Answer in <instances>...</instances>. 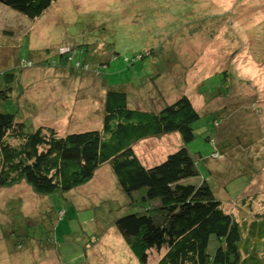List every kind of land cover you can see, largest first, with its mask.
Segmentation results:
<instances>
[{
    "label": "rangeland",
    "instance_id": "obj_1",
    "mask_svg": "<svg viewBox=\"0 0 264 264\" xmlns=\"http://www.w3.org/2000/svg\"><path fill=\"white\" fill-rule=\"evenodd\" d=\"M65 49H74L72 67L88 55L90 65H59ZM0 51V71H17L1 110L20 120L29 105L30 128L59 136L101 130L108 89L145 111L188 96L202 116L196 138L141 140L139 160L151 168L186 147L199 171L188 182H209L245 229L264 223V0H58L37 20L0 4ZM222 73L228 88L211 91L206 80ZM128 203L110 162L64 196L24 181L0 188V264H158L164 248L142 263L116 227Z\"/></svg>",
    "mask_w": 264,
    "mask_h": 264
},
{
    "label": "trees",
    "instance_id": "obj_2",
    "mask_svg": "<svg viewBox=\"0 0 264 264\" xmlns=\"http://www.w3.org/2000/svg\"><path fill=\"white\" fill-rule=\"evenodd\" d=\"M56 1L0 0V4L37 20ZM88 43L78 46L85 54ZM63 52L59 65H70L74 49ZM161 52L162 47H155L150 54L157 59L163 56ZM2 55L8 56L0 51V63ZM147 55L148 52L142 53L140 58ZM82 59L79 67L70 65L71 68L82 70L90 65L89 55ZM2 68L0 188L24 181L39 195L64 196L110 162L119 187L130 202L117 219L116 227L129 245L136 246L142 263L147 262L148 249L164 248L158 264H264V254L259 255L264 246V223L254 221L245 229L224 211L209 182H188L198 177L199 171L186 147L151 168L142 164L134 150L141 140L175 132L180 133L184 144L192 142L201 116L188 96H181L159 111H145L132 107L125 91L108 89L101 130L59 136L53 128H30L27 115L34 108L29 105L21 111L20 120L1 110V102L12 92V87L7 86L14 85L13 73L17 72ZM227 75L222 73L206 80L213 83L210 90L221 93L228 88ZM217 83H221L220 87ZM136 194L141 195L138 200L134 199ZM60 216L57 214L50 221L53 223ZM246 231L248 237L244 238ZM19 242L27 246V242Z\"/></svg>",
    "mask_w": 264,
    "mask_h": 264
},
{
    "label": "bare ground",
    "instance_id": "obj_3",
    "mask_svg": "<svg viewBox=\"0 0 264 264\" xmlns=\"http://www.w3.org/2000/svg\"><path fill=\"white\" fill-rule=\"evenodd\" d=\"M64 5H66V4H63V6H64ZM33 97L37 98L38 95L35 94ZM47 97H51V96H50V93H47ZM143 153H145V152L143 151ZM108 237H109L108 240L112 241V240L114 239V233H113V232L109 233V236H108Z\"/></svg>",
    "mask_w": 264,
    "mask_h": 264
},
{
    "label": "clouds",
    "instance_id": "obj_4",
    "mask_svg": "<svg viewBox=\"0 0 264 264\" xmlns=\"http://www.w3.org/2000/svg\"><path fill=\"white\" fill-rule=\"evenodd\" d=\"M201 119H202V116H201ZM213 124H214V123H213ZM175 133H178V132H175ZM170 134H173V133H170ZM178 134H180V133H178ZM165 135H169V134H165ZM165 135H163V136H165ZM161 137H162V136H161ZM181 138H182V137H181ZM182 140H183V139H182ZM107 163H108V162H107ZM105 164H106V163H105ZM103 165H104V164H103ZM103 165H102V166H103ZM102 166H101V167H102ZM101 167H100V168H101ZM100 168H99V169H100ZM99 169H98V170H99ZM96 172H97V171H96ZM215 197H216V196H215ZM216 198H217V197H216ZM118 231H119V230H118ZM119 232H120V231H119ZM120 234H121V233H120ZM121 235H122V234H121ZM122 236H123V235H122ZM124 239H125V238H124Z\"/></svg>",
    "mask_w": 264,
    "mask_h": 264
}]
</instances>
